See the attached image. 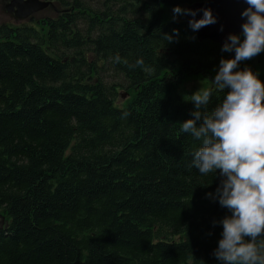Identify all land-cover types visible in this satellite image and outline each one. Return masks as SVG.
<instances>
[{
  "label": "trees",
  "instance_id": "16d2710c",
  "mask_svg": "<svg viewBox=\"0 0 264 264\" xmlns=\"http://www.w3.org/2000/svg\"><path fill=\"white\" fill-rule=\"evenodd\" d=\"M45 1L52 16L0 26V264H220L228 211L179 122L187 84L234 53L169 17L208 0ZM245 65L264 79V53Z\"/></svg>",
  "mask_w": 264,
  "mask_h": 264
},
{
  "label": "clouds",
  "instance_id": "9594fccd",
  "mask_svg": "<svg viewBox=\"0 0 264 264\" xmlns=\"http://www.w3.org/2000/svg\"><path fill=\"white\" fill-rule=\"evenodd\" d=\"M243 2L247 7L241 13L242 30L230 33L221 48L234 55L221 58L212 89L191 94L195 105L192 118L179 122L182 133L200 142L192 154L191 167L201 176L214 174V181L219 180L215 191L207 193L208 198L228 211L214 221L222 225L213 253L220 264H264V79L250 65L241 67L264 53V0ZM172 12L174 19L190 15L193 32L218 22L211 8L177 5ZM161 36L170 44L178 41L180 30ZM115 59L119 62L121 58L117 55ZM143 64L139 58L129 67ZM214 92H223V98L210 109Z\"/></svg>",
  "mask_w": 264,
  "mask_h": 264
},
{
  "label": "water",
  "instance_id": "95a60500",
  "mask_svg": "<svg viewBox=\"0 0 264 264\" xmlns=\"http://www.w3.org/2000/svg\"><path fill=\"white\" fill-rule=\"evenodd\" d=\"M50 2H42L40 0H11L9 10H14L17 19L26 20L30 16L46 10L50 6ZM247 7L243 0H208L203 3H195L188 8L203 9L211 8L218 17V22L208 26H204L197 32L200 42L211 41L220 46L225 42L226 37L230 33H240L243 19L242 11ZM202 16V12L196 17ZM184 19L189 24L192 19L190 15ZM223 27V31H221Z\"/></svg>",
  "mask_w": 264,
  "mask_h": 264
},
{
  "label": "rangeland",
  "instance_id": "374dc122",
  "mask_svg": "<svg viewBox=\"0 0 264 264\" xmlns=\"http://www.w3.org/2000/svg\"><path fill=\"white\" fill-rule=\"evenodd\" d=\"M0 2H1V4H0V25L7 24L10 26H22V25L33 24L35 22H38L39 21L38 19H40L41 17H45V15L46 16H50V15L52 16L54 14V12H52V11H47V12H44L42 14L40 13V14L36 15L34 19H30V20L22 23V22L14 20L10 15H8L7 10L2 8V0H0ZM6 4L9 5L10 2H6ZM169 17L173 18L172 9L169 10ZM185 18H186L185 16L179 17V19H181V20H184ZM214 75H215V73H214ZM105 76H106V78H111V79L116 78L115 74L110 70L107 73H105ZM111 79L109 81L108 80H106V81L110 82ZM210 84L213 86V83H210ZM210 84L208 85L201 80H193L187 84V88L191 91L192 90L198 91V90H203L205 88H209L211 86ZM125 93H126L125 91L120 92L121 95H123ZM127 99H128V97H126L125 99H121V97H120V101H126Z\"/></svg>",
  "mask_w": 264,
  "mask_h": 264
},
{
  "label": "flooded vegetation",
  "instance_id": "af4514ba",
  "mask_svg": "<svg viewBox=\"0 0 264 264\" xmlns=\"http://www.w3.org/2000/svg\"><path fill=\"white\" fill-rule=\"evenodd\" d=\"M6 1L3 0V2H2V8L6 9L7 12H8V15H10L13 18L14 17V10H9V7L6 4Z\"/></svg>",
  "mask_w": 264,
  "mask_h": 264
}]
</instances>
